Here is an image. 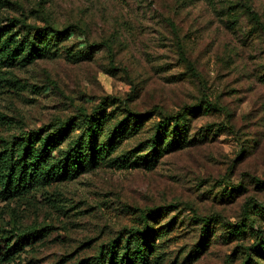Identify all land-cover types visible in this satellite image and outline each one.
<instances>
[{
    "label": "rangeland",
    "instance_id": "374dc122",
    "mask_svg": "<svg viewBox=\"0 0 264 264\" xmlns=\"http://www.w3.org/2000/svg\"><path fill=\"white\" fill-rule=\"evenodd\" d=\"M8 1L0 22L23 14L30 23L77 26L85 39L72 34L64 49L91 53L73 62L60 51L13 68L17 84L0 82V134L89 112L107 98L119 120L123 103L140 112L157 107L163 115L201 106L189 139L207 138L163 155L149 170L104 165L28 200L0 202V229L43 230L11 261L0 241V264H75L141 226V212L166 206L175 207L158 224L148 221L165 227L154 240L153 264H242L243 248L255 240L226 241L221 223H246L264 204V0ZM207 106L217 111L205 112ZM156 113L114 156L148 137L162 118ZM197 218L219 224L204 238ZM256 223L264 237V222Z\"/></svg>",
    "mask_w": 264,
    "mask_h": 264
},
{
    "label": "trees",
    "instance_id": "16d2710c",
    "mask_svg": "<svg viewBox=\"0 0 264 264\" xmlns=\"http://www.w3.org/2000/svg\"><path fill=\"white\" fill-rule=\"evenodd\" d=\"M46 1L48 0H39V3ZM8 4V0H0V10ZM244 13L249 20L259 23L250 7L245 6ZM72 34L85 39V33L77 26L67 25L59 29L46 20L42 24L30 23L23 14L1 21L0 82L16 85L18 81L13 80V68L26 67L37 60L53 56L56 52L61 51L73 62H80L86 59L85 51L91 53L90 48H97L90 44L87 47L90 50L82 53L79 50L72 52L71 49H64L62 44ZM104 46L108 53L112 52L109 44ZM180 52L184 55L182 49ZM107 100L103 99L89 112L78 109L67 118H55L38 128L20 129L9 136L0 134V202L28 200L35 193L45 192L56 184L73 180L86 171L104 165L119 169L144 166L149 170L163 155L207 138V133H204L198 136V140L189 139L191 118L202 112L201 106L183 107L177 113L163 115L157 112V107L140 112L123 103V109L119 113L123 117L119 120L113 119V113L108 111L110 105ZM204 110L217 111L215 107L208 106ZM155 113L162 118L153 125L148 137L138 142L134 149L114 156L126 140L134 139L141 133L142 127ZM0 119L4 117L0 115ZM225 123L224 129L230 130L231 127L227 125L229 120L226 119ZM174 207L152 208L141 212V226L132 228L122 240L117 237L111 240L104 252L98 251L93 257L75 264H153L151 256L157 249L154 240L163 235L165 227L154 229L148 225V221L158 224L170 208ZM247 207V212H250L251 205ZM197 219L201 223L200 234L204 238L211 233L215 224H219L213 218ZM244 219L246 223H221L225 231L223 238L226 241L253 238L255 244L243 248L247 255L242 264H261L264 261V237L259 236L253 227L259 219L264 222V204L258 205L253 214L249 213ZM42 232V229L32 227L22 231L16 227L10 231L0 229V241L6 246V260L11 261L15 253L43 237Z\"/></svg>",
    "mask_w": 264,
    "mask_h": 264
}]
</instances>
